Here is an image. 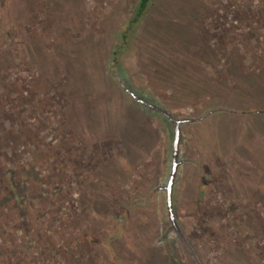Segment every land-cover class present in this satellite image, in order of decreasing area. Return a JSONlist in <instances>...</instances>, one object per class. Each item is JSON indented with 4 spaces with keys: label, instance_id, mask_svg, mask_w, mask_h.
I'll return each mask as SVG.
<instances>
[{
    "label": "rangeland",
    "instance_id": "obj_1",
    "mask_svg": "<svg viewBox=\"0 0 264 264\" xmlns=\"http://www.w3.org/2000/svg\"><path fill=\"white\" fill-rule=\"evenodd\" d=\"M60 1L61 11L38 14L35 27L12 31L14 18L31 12L23 10L21 0H0V24L6 23L8 31H0V39L9 38L8 49L0 53V136L24 127L26 146L42 152L36 171L43 181L36 184L31 176L28 182L37 188L22 194L33 223L26 229L37 235L34 260L28 258L27 241L21 243L12 233L0 236V261L149 264L153 252H159L166 254L165 261L160 256L154 261L170 264L168 253L176 251L178 261L200 264L189 237L201 229L209 244L206 264L230 263L231 254L220 253L229 244L232 252L241 246L253 252L230 264H264V0H151L131 24L137 0ZM42 16H51L50 25H43ZM3 63L12 68L3 69ZM56 66L59 78H54ZM39 69L46 77L40 78L43 84L56 79L42 93L32 89L37 90ZM126 89L175 118L193 120L180 128L181 164L171 203L188 247L170 228L160 189L170 173L173 126L135 102ZM124 100L151 129L148 145L134 121L129 127L118 124L132 108ZM66 102L71 108L62 120L58 109ZM11 139L7 136L9 143L2 145L0 177L4 180L7 165L17 169L20 180L19 170L30 156ZM201 183L205 192L198 206ZM111 205V218L94 221L95 210ZM40 208L50 209L57 219L36 221ZM139 216L155 219L150 241L155 249L140 240L131 247L128 243L125 230L132 228L136 236ZM249 218V225L243 222ZM119 226L123 233L113 241L110 236ZM233 226L252 234L229 237L225 228ZM82 232L96 242H85ZM226 237L231 241H223Z\"/></svg>",
    "mask_w": 264,
    "mask_h": 264
},
{
    "label": "trees",
    "instance_id": "obj_2",
    "mask_svg": "<svg viewBox=\"0 0 264 264\" xmlns=\"http://www.w3.org/2000/svg\"><path fill=\"white\" fill-rule=\"evenodd\" d=\"M21 1H22L23 5L25 6V8L23 10H25L27 12L30 11L31 15L29 16V14H27L28 17H26V16L24 17V16L20 15V16H18V19L14 18V22H13V25H12V31H17V30L19 31L20 29H22L21 27H23L24 25H29V26L33 25L36 22V20H37L36 16L38 14H46L47 12H51V14H49V15L53 16L54 15L53 13L55 11H57V12L61 11L62 6H63L62 1H60V0H21ZM150 1L151 0H137L136 4L134 6L133 16L130 19V24L131 23H136L143 16V14L145 12V9L147 8V6H148ZM3 6H5V5L3 4ZM32 15H33L34 18H36L35 20L33 19ZM50 17L51 16H48V17L47 16H42L41 17L42 21H43V25H45V26H48V24L50 25V23H51ZM1 18L2 17H1V14H0V19ZM32 21H33V24H32ZM55 22H56V20H55ZM0 25H1L0 26V31L1 32H3V33L8 32L7 28H6V23H5V26H4V24H0ZM33 27H35V25H33ZM59 40H61V39H59ZM40 42H41V39L36 37L35 38V43L38 44ZM8 43H9V38L4 37L3 39H0V53L2 52V49H8V47H9ZM45 55L47 56V54H45ZM55 57H57V60L59 59L58 55H55ZM58 64H59V60L57 61V65ZM1 66L3 67V69L9 68V67L12 68V65H9V67H8V66L4 65V63L1 64ZM56 67L58 68V66H56ZM43 73L41 74V69L38 70V72H37V74H38L37 75V83H36V86H35V87H37V90L34 87L32 88L35 91H37L38 93H42L43 90H46L48 88V86H49V84H51V82L56 80V79L48 80V81H50L49 83L47 82V83L43 84V82L40 79V78H46ZM56 73H57V75H55L54 78L56 76L59 78V76L61 75V70L58 68ZM43 81H45V80H43ZM44 102H47L46 98H45ZM119 102H120V100H119ZM47 103H51V102L48 101ZM123 104L125 106H128V107H132L133 106L128 101H125V100H124ZM133 107L126 109V113H127L126 120L124 122H122L121 121L122 119H121L120 120L121 122L118 121V122H120L118 124H120V125L124 124L125 126L127 125L129 127L130 126L129 124H131V121H134V124H137V127L135 126V129H137V132L140 135L139 137L144 138V143L148 145L149 139H150V142H151V135H152L151 129L148 128L145 125V123L141 119H139L137 117L136 109L135 108L133 109ZM70 108H71L70 107V102H66V104H64V107L62 109H61V107H59L58 110H59V112L61 114V119L62 120H64L63 114L65 115V113H66L65 111H70ZM131 112H133V113H131ZM124 125H123V127H124ZM28 130L30 131L31 128H29ZM127 131H128V129H127ZM127 131H126V133L128 134L129 132H127ZM6 133L7 134H5L4 136H0V161H4V156L2 155V145H7L9 143L6 140L7 136L10 139H11V137L15 138V141L18 142V143H15L17 145V147L22 146L23 152L29 154L30 160H29L28 163L24 164V166H22V168L19 170L20 173L24 176L20 180H18V178L16 177V175H17V171L16 170L17 169H14V168H11V167H7V165L6 166L4 165L3 172H2L3 173L2 176L4 177V180L0 177V220H1L0 221V236L3 237L5 234H7L8 236H11L12 233H13L14 234L13 236H15L16 239H18L21 243H22V241L23 242L27 241V243H28V251L32 252L29 255L28 258H30V260H32V259L34 260V258H35L34 255H33L34 252L31 251V250H32V248H37L38 247V245H36L34 243V240H33L34 238H37L36 237L37 235H34L33 231L32 232L31 231H27V229H26L27 226H29V228L33 227L32 226L33 223L31 221H29V219H27V217H26V211H25V205H24L25 204V201H24L25 200V196H23L22 194L26 190H28L30 188L31 189H36L37 188L36 187L37 185H33L32 186V184L30 182H28L29 178H31V176H33V180L36 182V184L38 182H42L43 183L42 178L39 177V172L36 171V165L40 163L39 160H38L39 159L38 155L42 156V152L39 149L37 150V148H35V150H32L33 147L26 146L27 139H26L25 135L23 134L24 133V127L21 128L20 125H19V126H17V130L7 131ZM129 137L130 138H134L132 132H130ZM86 140H89V138L87 137ZM11 143H12V141H11ZM19 152H20V150H19ZM127 154H129V151H127ZM22 180H24V181H22ZM183 180L186 183V180L185 179H183ZM187 182H189V181H187ZM186 184H189V183H186ZM57 189H58V187H56V188H54V190H52V197H54V195H53L54 193L58 194ZM204 190H205V186H204V183H203L197 189L198 199L196 200V202H197L198 206H200L202 204L203 194L205 192ZM142 201L145 202V203L147 202L145 200H142ZM30 202H32L33 205L38 206V203H36L35 201H31L30 200ZM111 207H113V205H111V206H109L107 208H100L98 210H95L93 212L94 221L98 222V220H101L104 217H105V219L106 218H111L112 212L109 211L111 209ZM40 209H41L40 210L41 213L36 216V217L39 216V218L35 219L36 221H38V219L40 221L42 219V217H44V218L48 217L50 220L51 219L52 220L57 219V215H54L53 213H48V211L50 209H48V208H40ZM5 210H6L7 214H5ZM102 210H105V212H103ZM248 210H250V211H248L249 212L248 216L251 218V216L253 214L250 213L251 209H248ZM60 211H62V210H60ZM244 214L246 215V217H248L246 213H244ZM5 216H6V218H5ZM13 217L16 218V221L14 223H11V220L13 219ZM250 218L247 219V220L244 219L243 222H247L248 223V222L252 221ZM139 219L141 221L139 220L140 222H137L138 223V227H137V231H136V236H135V232L133 231L132 228L129 229V230H125L126 233H127V238H129L128 239V243H130V244L132 243L130 245V247L133 244H135V241H139L140 240L142 244L147 245L146 248L148 250L155 249V248H153V244H151V242H150L153 239V237H154L153 234H154L155 226L152 223V221L155 222V219L151 220L148 217L141 218V216H139ZM40 223H41V221H40ZM248 225H249V223H248ZM135 229L136 228H134V230ZM204 231L206 232L205 229H204ZM225 232L226 233L228 232V236L229 237H231L232 234H233V236L236 235V234H245V233H251L252 234L251 229H250V231L246 232V230L240 228L239 226H233V230L229 229V228H225ZM122 233L123 232H121V227L119 226L117 228V233H113L112 236H110L111 237L110 239L113 238V241H116L114 238H116V237H120L121 238V234ZM80 234L83 235V238L85 239V242L91 243V242H96V240H97L91 234H86V232H82ZM81 235H80V238L82 240V236ZM210 235L213 236V237L215 236V235H213V233H211ZM134 236L136 237V240L134 239ZM167 236L168 235L164 236V240L168 239ZM195 239H197V240H195ZM227 240L231 241V239L227 238V237L225 239H223V241H227ZM77 241L78 240L76 239V241H74L73 243L76 245ZM189 241H191V247L193 249L194 254L199 259L200 264H206L207 263L206 262V256H208L207 252L209 250V244L205 243L202 240V230L201 229L199 231L193 230L191 238L189 237ZM192 241L194 243H192ZM175 242H177V241H175ZM169 245H171V243ZM233 245H234V243H233ZM231 246L232 245H230V244H229V247H227V245H224V247H223V249H221L220 253H222L223 251H225V252L228 251L231 254L230 256L232 258L233 263L236 261V259H235L236 257H238V259H237V263H238V262L242 261L243 257L247 258L251 253H253L251 251V253L247 254L246 248L243 247L245 249V252H244V249H241L242 246L239 248V250L235 249V251L232 252L231 251L232 250ZM247 247H248V243H247ZM229 248H231V250H229ZM66 250H67V248H64V252H66ZM185 250L186 249L184 248V252L188 253ZM233 250H234V248H233ZM54 252H56V251H54ZM59 252L57 251V254H59ZM61 252L64 253L63 250H61ZM153 253H155V255H156V256H152L153 258L157 257V256H160V257H164V261H165L166 254L164 256L163 254H161L159 252H157V253L153 252ZM168 254H169V257H170L169 258L170 264H171V261H175V260H176L177 264H187V261H186L187 259H182L180 261L177 260L178 257H177L176 251H174V252L170 251V253H168ZM150 255H153V254L151 253ZM152 257H151V259L149 261V264H153V261H154L155 258L153 259ZM190 257H191V255L188 254L189 260H191ZM155 260H157V259H155ZM159 261L161 262L162 258L159 259ZM31 262H33V261H31ZM158 262H155V264H158ZM160 262H159V264H160ZM163 262H162V264H163ZM167 262H168V260H167ZM218 262L220 263L219 260H218ZM226 262L227 261L223 262V264H230L231 263V262L230 263H226ZM0 264H6V263L4 261H0ZM172 264H173V262H172ZM193 264H195V263L193 262Z\"/></svg>",
    "mask_w": 264,
    "mask_h": 264
},
{
    "label": "water",
    "instance_id": "obj_3",
    "mask_svg": "<svg viewBox=\"0 0 264 264\" xmlns=\"http://www.w3.org/2000/svg\"><path fill=\"white\" fill-rule=\"evenodd\" d=\"M123 87V86H122ZM126 93L130 95V97L140 105L153 110L159 114H161L164 118H166L169 123L173 126V136H172V143H171V160H170V173L167 179L166 184L161 187L160 189L165 192V204H166V209L168 213V219L171 224V229H173L180 237L181 241L183 244L187 246V243L185 241V238L179 228L176 225L175 219L173 218L172 214V187H173V182L176 176L177 168L181 164V162L178 160V147L179 143L181 140V135H180V128L183 124L185 123H190L193 120L189 118H175L172 115H170L168 112H166L163 109H160L159 107L147 102L146 100L142 99L141 97L137 96L135 93L131 92L130 90L126 89ZM193 255V252L190 248H188ZM194 257V255H193Z\"/></svg>",
    "mask_w": 264,
    "mask_h": 264
}]
</instances>
